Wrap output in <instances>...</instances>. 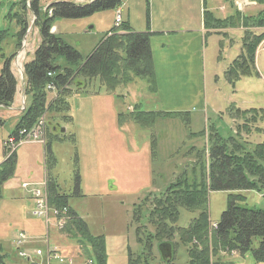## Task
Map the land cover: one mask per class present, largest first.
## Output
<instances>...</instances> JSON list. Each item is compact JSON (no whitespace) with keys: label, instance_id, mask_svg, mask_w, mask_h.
Here are the masks:
<instances>
[{"label":"rangeland","instance_id":"rangeland-1","mask_svg":"<svg viewBox=\"0 0 264 264\" xmlns=\"http://www.w3.org/2000/svg\"><path fill=\"white\" fill-rule=\"evenodd\" d=\"M29 1L31 5L33 0ZM15 2L19 0H0V28L8 26L11 33L18 27L14 22L7 24L5 17L11 4ZM63 2L77 6L88 4L86 0H37L39 20L45 19L48 6ZM205 3H208L216 19H226L233 12L242 16H255L264 11V6L248 0H235L232 7L225 0H122L120 7L123 8L118 11H122V18L129 11L132 29L137 33H145L150 25L152 30L174 28L178 25L194 26L201 19L203 9L207 8ZM25 7L27 28L12 65L17 53L23 52L26 59L28 58L30 40L35 28L37 29L33 22L34 13L30 6L25 4ZM116 10H104L79 19L57 18L53 21L55 35L80 57L77 65H70L65 58L58 57L56 65L60 69L56 70V75L64 68H77L93 52L104 35L114 28ZM17 11L16 8L13 13ZM232 30L236 29L211 31L206 49L203 48L206 106L201 113L191 110L190 118L186 115L158 118L153 121L154 124L150 121V129L132 122L119 126L117 116L128 115L135 105H138L141 111L165 109L148 92L144 79H139L126 88H117L113 94L105 93L96 79L87 85L85 91L73 92L65 97L70 106L67 116L71 121L61 120L56 113L50 115V121L58 125L57 132L55 133L52 127L50 135L57 134L61 140L51 139L50 150L55 158V165L50 167L48 172L54 179L58 192L68 195V206L85 222L89 232L104 238L105 264H127L128 251L134 254L140 252L136 227H141L140 232L143 230L145 233H153V228L147 220L143 219L136 224L133 222L137 206L141 205V211L145 210L147 205H144V200L150 202L155 196L158 198L160 193L178 180L197 179L199 183L202 166L207 163L208 134L212 136L211 144L216 143V134L223 145H227L229 139L238 143L244 141L248 152L264 141V119L256 125L260 131L240 135L236 130V125L240 122H231L228 115L231 109L264 110V43L256 54L259 76L242 78L234 87L224 79L223 70L228 68L241 52L242 34L239 30ZM255 31L263 32L260 29ZM37 32L39 34L38 29ZM8 41L7 51L11 53L15 40L9 38ZM39 44L40 41L38 46ZM13 73L17 74L14 65ZM177 89L180 90V87ZM18 119L14 127L10 126L9 122L8 126L0 128V162L5 158L3 142L8 136L6 132H13ZM186 120L189 123L185 122ZM38 127L37 124L35 128ZM151 136H154V139ZM152 141L155 143L153 148ZM149 143L150 149L149 145L147 146ZM16 150L14 176L3 185L0 200V248L6 264L38 263L41 258L35 256L34 250L40 249L46 254L47 248L50 251L58 249L63 252L60 256L68 258L66 264L69 261L71 264H87L86 257L77 245L57 228L53 216L50 217L49 224L45 218L36 215L37 208L32 192V184L35 183H30V174L32 171L37 174L42 172L44 176L42 146L32 143V139H26ZM76 176L80 181V195L75 194ZM237 194L244 197V202L239 205L242 204L250 210L264 211L263 194L254 191L210 192L207 201L210 225L220 221L227 208L229 195ZM29 198L33 205H30ZM196 215L197 213L180 209L176 226L186 228ZM28 219L31 220L26 222ZM21 235L27 237V242L24 245L23 242L20 243L19 246H22L17 249V239ZM170 241L175 244L173 264H188L186 248L179 244L177 236ZM156 245L154 242L152 246V264H164ZM256 246L257 243L253 248ZM19 252L26 253L31 259L27 261V257L19 256ZM218 257L225 264H264L255 262L250 252L244 256L223 252ZM50 264L62 262L52 257Z\"/></svg>","mask_w":264,"mask_h":264},{"label":"trees","instance_id":"trees-1","mask_svg":"<svg viewBox=\"0 0 264 264\" xmlns=\"http://www.w3.org/2000/svg\"><path fill=\"white\" fill-rule=\"evenodd\" d=\"M235 0H225L232 7ZM256 5L264 6V0H248ZM122 0H93L88 4L77 6L71 3H55L46 9L43 21L38 18L37 0L31 1L30 9L34 13V26L40 36V44L36 48L33 59L23 65V95L28 105L22 111L15 129L7 138H17L18 131H29L37 123L42 114L46 115V142L44 145V169L47 181L48 205L51 209H66V221L60 231L66 238L77 245L87 262L105 264L104 238L92 235L85 222L79 218L68 206V195L60 194L57 186L49 174L50 167H54L55 159L50 150L51 139L61 140L57 134L50 135L51 128L55 133L58 125L51 122V114H58V118L65 122L72 119L67 116L70 110L65 97L73 92L85 91L93 80H99L105 93L113 94L117 88H126L139 79L147 83V90L151 95L156 94L152 56L150 52L149 33L132 31L127 22L122 23L119 29L107 32L93 52L75 69H60L56 65L58 57H63L70 65L79 62V54L62 42L55 34L50 33L53 21L59 19H79L104 10H115L121 6ZM18 9L13 13L14 9ZM25 0L11 4L5 17L7 24L14 22L18 27L11 33L10 28H0V107L9 108L17 91V80L12 71V61L20 47L22 37L27 28L25 16ZM50 12L51 16L47 13ZM203 25L209 31L221 29H238L242 33L241 52L225 69L223 76L232 87L242 78L259 76L256 69V53L264 43V11L255 16H242L238 12L226 19H216L207 8L203 10ZM260 29L263 32H256ZM9 38H14L13 51L8 53ZM264 56V49H263ZM50 74V75H48ZM53 85V92L47 90ZM235 110V111H233ZM189 114L185 112H146L139 110V106L128 115L117 116L119 126L132 122L142 128L150 129L151 122L158 118H167ZM232 122H240L236 130L250 134L260 131L256 125L264 119V110L251 109L240 111L231 109L228 113ZM239 119V120H238ZM153 122V124H154ZM185 122L189 123L188 120ZM3 121L0 120V128ZM256 133V132H254ZM253 133V134H254ZM238 134V133H237ZM154 139V136H151ZM216 134V143L211 144L212 136L207 135V165L202 166L201 180H178L168 186L164 192L152 201L144 200L147 208L143 211L141 205L134 210L133 222L139 223L143 219L153 228V233L140 232L136 227V239L140 245L139 253L127 252V264H152V246L156 242V249L161 244H168L175 252V244L170 240L177 236L181 246L186 248L188 264H225L218 257L220 253H236L244 256L251 253L257 263H264V211L250 210L239 203L244 202L241 194L229 195L227 208L222 213L215 229H210L208 221L207 201L210 192L226 191H254L264 195V141L256 144L251 151L245 148L246 143L229 139L227 145L219 141ZM155 143L152 141V148ZM4 160L0 164V200L2 199L3 185L14 176L16 168V153L4 151ZM75 194L80 195L79 177L75 179ZM78 181V182H77ZM188 213H197L186 228L176 226L179 210ZM145 234V236H144ZM165 239V240H163ZM257 243L256 248L254 244ZM61 253L60 250H58ZM63 254V252L61 253ZM67 259V258H66ZM173 256L169 263L173 264ZM0 264H6L0 248Z\"/></svg>","mask_w":264,"mask_h":264},{"label":"crops","instance_id":"crops-1","mask_svg":"<svg viewBox=\"0 0 264 264\" xmlns=\"http://www.w3.org/2000/svg\"><path fill=\"white\" fill-rule=\"evenodd\" d=\"M86 1L91 2L93 0ZM205 4H207V9H209L208 3ZM120 8L122 9L123 7ZM209 11L212 12L211 9H209ZM130 21V14L129 11H127L124 18H122V22H127L129 27L132 29ZM238 30L241 34L243 33L240 28L232 31ZM132 31L135 32L133 29ZM147 33L151 34L150 52L156 82V94L151 96L154 100L159 102L165 111L146 112H185L189 114V118L191 116V110L192 112H203L204 107L206 106L204 97L206 83L205 50L203 48L206 49L207 39L211 34V31L204 28L203 18L201 17V19L194 26L187 25L182 27L181 25H178L174 28L152 30V26L150 25ZM39 41V34L35 28L29 44L30 49L29 56L26 59L27 62L33 59V53L35 52ZM225 69L223 70V73ZM15 77L17 80V91L14 101L9 108L0 107V120L3 121L1 129L8 126L9 122H11L10 126L14 127L17 119L21 116L22 110L26 107V105H28V100L23 95L24 79H21V76L18 74L15 75ZM178 87H180V90L177 89ZM10 133L11 132H6V135H8L6 140L10 136ZM4 143L5 142H3V145ZM147 146L150 149V143L147 144ZM42 158L44 160L43 147ZM2 162L3 160H1L0 164ZM30 177V183L41 182L45 177V169L44 176L42 172H38L37 174V172L35 173L32 171ZM29 201L30 205H33L30 198ZM30 220L31 219H28L26 222Z\"/></svg>","mask_w":264,"mask_h":264},{"label":"built area","instance_id":"built-area-1","mask_svg":"<svg viewBox=\"0 0 264 264\" xmlns=\"http://www.w3.org/2000/svg\"><path fill=\"white\" fill-rule=\"evenodd\" d=\"M120 25H121V15H120V11H117L115 14V18H114V27L118 28ZM24 56L25 55L23 52L18 53L15 63L20 65L24 59ZM47 90L54 91L53 85L51 84L48 85ZM37 124L39 125V127L35 128ZM37 124L34 127H32L31 130L29 131H25V130L18 131L19 136H17L16 139L15 138L8 139L6 142V146L12 151L14 150L16 145L25 143L26 139L27 140L32 139V143L43 145L44 135H45L44 115H42L41 119L38 120ZM32 187H33V190H32L33 198H34L35 205L37 208L36 215H38L39 217L45 218L49 224H50V217L53 216V218L56 221L57 228L62 229V227L65 224L66 218H67L66 217L67 210L65 208L62 210H54L50 208V206L48 205V201H47L48 200L47 187L44 181L38 184H32ZM45 224L47 223L45 222ZM46 239H47V236H46ZM26 242H27V237H25L24 235H21L20 238L17 239V243H18L17 247L20 248L22 245L26 244ZM20 243H22L21 246H19ZM34 254L35 256L40 257L41 261L38 263L34 262L33 264H50L52 257L54 259L58 258L60 262H62V264L64 261L66 264L68 260V258L66 259V257H63L65 259L61 258L62 256H60V253L57 250L50 251L49 248H47L46 254H44L43 251L40 249L34 250ZM19 256L27 257L26 253L24 252H19ZM27 259H29V257H27ZM68 264H71V262L69 261ZM87 264H93V263L91 261H88Z\"/></svg>","mask_w":264,"mask_h":264},{"label":"water","instance_id":"water-1","mask_svg":"<svg viewBox=\"0 0 264 264\" xmlns=\"http://www.w3.org/2000/svg\"><path fill=\"white\" fill-rule=\"evenodd\" d=\"M64 131V129H63ZM159 249V253L161 255V258L165 261V262H170L171 258H172V253H171V247L170 245H161L158 247Z\"/></svg>","mask_w":264,"mask_h":264}]
</instances>
